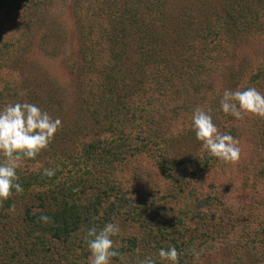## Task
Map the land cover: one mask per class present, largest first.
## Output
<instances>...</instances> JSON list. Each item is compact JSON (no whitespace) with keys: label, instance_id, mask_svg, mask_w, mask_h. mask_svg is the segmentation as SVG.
I'll return each instance as SVG.
<instances>
[{"label":"trees","instance_id":"16d2710c","mask_svg":"<svg viewBox=\"0 0 264 264\" xmlns=\"http://www.w3.org/2000/svg\"><path fill=\"white\" fill-rule=\"evenodd\" d=\"M37 2L0 0V108L22 102L6 69ZM172 4L79 0L81 98L105 134L80 143L69 175L54 156L38 165L41 151L22 159L23 191L0 200V264H88L84 235L109 222L121 229L113 240L123 264L144 256L167 264L158 250L171 246L177 264L213 255L218 264L264 262V118L237 120L219 107L225 89L264 93V0H196L183 15ZM197 107L239 142L237 161L202 147L187 161L168 157L171 143L194 132ZM187 162L189 176L176 177Z\"/></svg>","mask_w":264,"mask_h":264},{"label":"rangeland","instance_id":"374dc122","mask_svg":"<svg viewBox=\"0 0 264 264\" xmlns=\"http://www.w3.org/2000/svg\"><path fill=\"white\" fill-rule=\"evenodd\" d=\"M193 1L196 0H173L171 10L175 15H183V5L191 6ZM78 3L79 0H38L32 3L28 37L6 69L19 82L22 102L33 103L53 119L61 120V127L47 148L41 150L37 164L54 156L67 165L64 175L74 172L71 161L78 153L80 143L105 134L81 98L82 38L76 12ZM199 148L201 142L192 132L169 145L168 157L187 161ZM26 163V160L17 162L18 166ZM193 169V164L187 162L175 168L173 174L176 177L189 176ZM92 196L93 191H89L85 200H91ZM218 258L215 255L207 257L203 264H218Z\"/></svg>","mask_w":264,"mask_h":264},{"label":"clouds","instance_id":"9594fccd","mask_svg":"<svg viewBox=\"0 0 264 264\" xmlns=\"http://www.w3.org/2000/svg\"><path fill=\"white\" fill-rule=\"evenodd\" d=\"M219 107L224 114H230L237 120L245 114L264 118V93L254 87L225 89ZM191 120L195 137L209 156L225 163L239 159V142L231 134L221 133L207 111L197 107L192 112ZM61 123L59 118L53 119L47 111L33 103L17 101L0 108V200H7L13 191H23L17 182V162L34 158L46 149ZM43 174L51 177L54 170L46 168ZM9 210H14V206ZM40 219L46 221L48 217L41 216ZM120 232L119 225L111 222L99 229L89 228L83 238L89 252L88 264H111L112 258L117 256L123 264V254L114 248L113 240ZM190 251L194 261H199L200 252L195 248ZM158 257L167 264H177L178 252L174 246L160 248ZM137 264H157V261L152 256H144L137 260Z\"/></svg>","mask_w":264,"mask_h":264}]
</instances>
